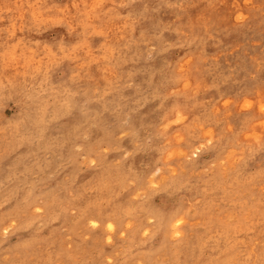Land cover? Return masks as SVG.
<instances>
[{
    "label": "rangeland",
    "instance_id": "1",
    "mask_svg": "<svg viewBox=\"0 0 264 264\" xmlns=\"http://www.w3.org/2000/svg\"><path fill=\"white\" fill-rule=\"evenodd\" d=\"M0 264H264V0H0Z\"/></svg>",
    "mask_w": 264,
    "mask_h": 264
}]
</instances>
